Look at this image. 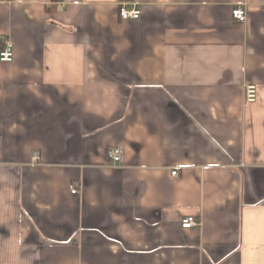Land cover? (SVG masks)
I'll return each mask as SVG.
<instances>
[{
	"label": "crops",
	"instance_id": "1",
	"mask_svg": "<svg viewBox=\"0 0 264 264\" xmlns=\"http://www.w3.org/2000/svg\"><path fill=\"white\" fill-rule=\"evenodd\" d=\"M7 37L0 264H264V0H0Z\"/></svg>",
	"mask_w": 264,
	"mask_h": 264
},
{
	"label": "built area",
	"instance_id": "2",
	"mask_svg": "<svg viewBox=\"0 0 264 264\" xmlns=\"http://www.w3.org/2000/svg\"><path fill=\"white\" fill-rule=\"evenodd\" d=\"M63 3L60 4V10L64 9ZM232 17L234 20L240 23L246 21V11L244 7L237 6L234 7L231 11ZM118 16L121 20L127 19H137L140 16V10L137 7L132 5L131 7L126 2L118 3ZM13 44L10 38H4L0 47V61L10 62L13 59ZM257 96V88L254 84H247L244 86V102L251 103L254 102ZM106 157L108 158L111 165L116 166L122 162L123 150L118 146L109 147L106 150ZM173 176H177V171L174 170L171 172ZM71 193H76L77 188L75 185L70 186ZM197 219L194 215L185 216L181 222L180 226L182 228H190L197 224Z\"/></svg>",
	"mask_w": 264,
	"mask_h": 264
}]
</instances>
